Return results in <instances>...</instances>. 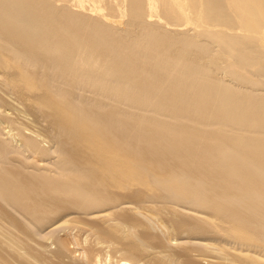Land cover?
<instances>
[{"label":"bare ground","instance_id":"6f19581e","mask_svg":"<svg viewBox=\"0 0 264 264\" xmlns=\"http://www.w3.org/2000/svg\"><path fill=\"white\" fill-rule=\"evenodd\" d=\"M0 264H264V0H0Z\"/></svg>","mask_w":264,"mask_h":264},{"label":"rangeland","instance_id":"374dc122","mask_svg":"<svg viewBox=\"0 0 264 264\" xmlns=\"http://www.w3.org/2000/svg\"><path fill=\"white\" fill-rule=\"evenodd\" d=\"M47 230H48V229H47ZM47 230H45V232H44V233L48 232Z\"/></svg>","mask_w":264,"mask_h":264}]
</instances>
